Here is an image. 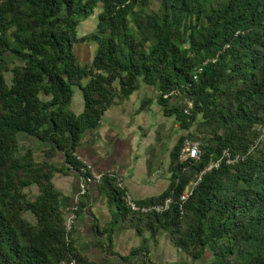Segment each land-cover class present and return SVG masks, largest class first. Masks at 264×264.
<instances>
[{
	"label": "trees",
	"instance_id": "16d2710c",
	"mask_svg": "<svg viewBox=\"0 0 264 264\" xmlns=\"http://www.w3.org/2000/svg\"><path fill=\"white\" fill-rule=\"evenodd\" d=\"M150 1H0V264H93L64 241L48 159L60 152L78 171L82 133L140 84L187 133L170 153L166 191L136 204L172 202L160 214L132 213L116 177L105 175L98 186L117 210L108 229L119 220L154 242L164 233L203 264H264V0H155V9ZM95 10L96 33L78 37ZM88 41L95 53L81 65L74 47ZM73 87L79 115L70 109ZM20 135L47 147L42 161L21 150ZM185 139L199 142L198 160L179 162ZM211 161L218 168L180 201ZM145 243L133 254L145 258Z\"/></svg>",
	"mask_w": 264,
	"mask_h": 264
},
{
	"label": "crops",
	"instance_id": "0c3cea01",
	"mask_svg": "<svg viewBox=\"0 0 264 264\" xmlns=\"http://www.w3.org/2000/svg\"><path fill=\"white\" fill-rule=\"evenodd\" d=\"M77 46L74 53L80 62V47ZM80 102L76 110L72 108L75 115L83 111V99ZM180 136L174 118L164 115L155 89L140 84L127 97L113 100L97 125L82 133L74 153L88 160L95 171L120 177L124 192L139 202L166 191L170 153ZM46 148H40L39 161L44 159ZM32 151L35 157L36 152ZM48 161L57 168L52 184L59 194L64 218L75 205L81 208L72 232V246L80 256L93 264H140V255L133 253L141 248L143 241L148 248L146 257L151 260L150 256L157 254L159 240L156 242V238L154 242L146 233L139 236L134 228L128 227L127 221L117 220L116 226L111 231L108 229L117 210L99 186L88 185L86 194L78 198L80 176L64 163L62 153L57 152ZM25 217L32 220L29 214Z\"/></svg>",
	"mask_w": 264,
	"mask_h": 264
},
{
	"label": "built area",
	"instance_id": "2783aa9c",
	"mask_svg": "<svg viewBox=\"0 0 264 264\" xmlns=\"http://www.w3.org/2000/svg\"><path fill=\"white\" fill-rule=\"evenodd\" d=\"M174 94V93H173ZM171 95V94H168ZM168 95H164V98H166ZM222 156L224 158H229L228 152L223 151ZM73 157L75 162L78 165V171H76L81 179V184L79 186V192H78V198L83 197L86 194L87 187L90 184H94L98 186L105 175L115 176L112 173L109 172H97L94 170L93 166L90 164L88 160L83 158L80 155H77L73 153ZM200 157V149H199V142L195 140H189L185 139L182 143L180 152H179V162L185 163L188 160H198ZM219 165V161H211L208 165L204 167V169L188 184V186L184 189V191L181 193L179 200L185 201L188 196H190L193 188L198 185L200 182L201 176L211 171L212 169H217ZM116 177L117 186L120 189L123 188L122 180L120 177ZM124 202L127 207V209L132 213H142V214H150V213H156L160 214L164 211H166L172 200L170 197L164 199L162 203L150 205V206H138L136 201L128 194H124ZM78 200L76 199V204ZM77 205L73 208L71 213L67 216V218L64 219V241L67 245H72V232L75 220L77 218L76 215ZM60 264H77L74 259L62 261Z\"/></svg>",
	"mask_w": 264,
	"mask_h": 264
},
{
	"label": "rangeland",
	"instance_id": "374dc122",
	"mask_svg": "<svg viewBox=\"0 0 264 264\" xmlns=\"http://www.w3.org/2000/svg\"><path fill=\"white\" fill-rule=\"evenodd\" d=\"M2 1V0H0ZM149 8L155 9L156 8V1L151 0L150 4L148 6ZM99 13V10H95L94 13L87 18L86 20L80 22V24L77 27V35L78 37L93 35L96 33V24H97V14ZM77 47H80V64L83 65V63H90L89 58L94 56L96 45L93 41H88L86 43H83ZM6 79L9 81V74L6 73ZM73 104H71L70 109L72 111V108L76 110L77 105H80V101L82 99L81 92L77 87H73ZM177 124V123H176ZM177 131L180 132L181 135H186L187 132L182 131L177 124ZM189 133H195V126H192L189 130ZM20 148L21 150H24L25 148H32L36 154L35 158L37 161L40 159V148L45 147V145H42L38 143L36 140L32 138H27L25 136L20 135ZM190 140V139H189ZM151 159H153V156H151ZM28 192V190H26ZM31 193H35V189H31ZM159 238V239H158ZM159 240V245L157 246V254L154 253V256H150L151 260L147 257L144 258V254L140 255V264H144V261L147 259L151 264H203L202 260L199 261H192L190 258H188L182 251L177 250L168 240V237L166 234L162 233L157 237V241ZM148 249V248H147ZM208 256L205 255V262H207Z\"/></svg>",
	"mask_w": 264,
	"mask_h": 264
}]
</instances>
